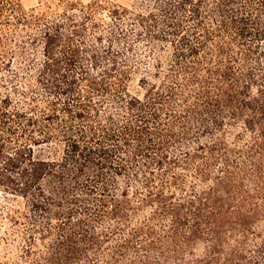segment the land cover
Here are the masks:
<instances>
[{
	"label": "trees",
	"instance_id": "1",
	"mask_svg": "<svg viewBox=\"0 0 264 264\" xmlns=\"http://www.w3.org/2000/svg\"><path fill=\"white\" fill-rule=\"evenodd\" d=\"M129 2L0 0V264H264V0Z\"/></svg>",
	"mask_w": 264,
	"mask_h": 264
},
{
	"label": "rangeland",
	"instance_id": "2",
	"mask_svg": "<svg viewBox=\"0 0 264 264\" xmlns=\"http://www.w3.org/2000/svg\"><path fill=\"white\" fill-rule=\"evenodd\" d=\"M23 7L27 10H31V9H40V8H44L47 4L53 3V4H57L60 2V0H20ZM64 1H69V0H64ZM72 2H75L77 4H82V5H89L91 3H93L96 0H71ZM113 3H119V4H123V5H129L130 2L129 0H112ZM143 77L142 74H137L134 77L133 82L130 85V91L132 94L135 95H140L143 96L145 94V89H143L141 87V78ZM240 129H237V132ZM1 206H6V207H10V208H15V209H21V210H25V201L22 198H16L15 196L9 195L7 193H4L3 191H0V215L2 214V209L3 207ZM5 236V235H3ZM24 240V239H23ZM24 244V242H22V245ZM11 253L13 255H15L17 258H19V255H22V249L21 246H17V247H11L10 249ZM1 256V255H0ZM1 261H7V262H12V259H8V258H3L0 257Z\"/></svg>",
	"mask_w": 264,
	"mask_h": 264
}]
</instances>
